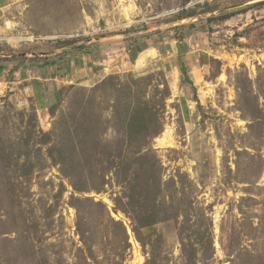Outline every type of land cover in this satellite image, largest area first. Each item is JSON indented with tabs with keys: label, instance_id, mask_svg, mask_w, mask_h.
Listing matches in <instances>:
<instances>
[{
	"label": "rangeland",
	"instance_id": "1",
	"mask_svg": "<svg viewBox=\"0 0 264 264\" xmlns=\"http://www.w3.org/2000/svg\"><path fill=\"white\" fill-rule=\"evenodd\" d=\"M251 1L0 0V264H264Z\"/></svg>",
	"mask_w": 264,
	"mask_h": 264
},
{
	"label": "water",
	"instance_id": "2",
	"mask_svg": "<svg viewBox=\"0 0 264 264\" xmlns=\"http://www.w3.org/2000/svg\"><path fill=\"white\" fill-rule=\"evenodd\" d=\"M261 2H264V0H253V1H251V2H249V4H257V3H261ZM117 37H119V36H117ZM102 38H106V37H100L98 40H101ZM92 41V40H91ZM89 41H87V43H88Z\"/></svg>",
	"mask_w": 264,
	"mask_h": 264
},
{
	"label": "trees",
	"instance_id": "3",
	"mask_svg": "<svg viewBox=\"0 0 264 264\" xmlns=\"http://www.w3.org/2000/svg\"><path fill=\"white\" fill-rule=\"evenodd\" d=\"M257 6L264 5V2L256 4ZM191 17V16H190ZM230 17H225V19H228ZM178 20H181L180 15H178Z\"/></svg>",
	"mask_w": 264,
	"mask_h": 264
},
{
	"label": "bare ground",
	"instance_id": "4",
	"mask_svg": "<svg viewBox=\"0 0 264 264\" xmlns=\"http://www.w3.org/2000/svg\"><path fill=\"white\" fill-rule=\"evenodd\" d=\"M13 39V38H12ZM16 42V41H15ZM160 141V144H165V140H159Z\"/></svg>",
	"mask_w": 264,
	"mask_h": 264
}]
</instances>
